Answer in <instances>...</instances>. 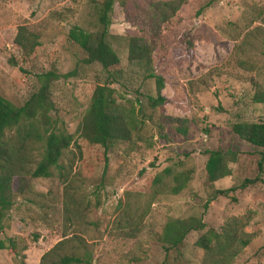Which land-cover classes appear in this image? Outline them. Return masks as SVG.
Wrapping results in <instances>:
<instances>
[{"label":"rangeland","instance_id":"374dc122","mask_svg":"<svg viewBox=\"0 0 264 264\" xmlns=\"http://www.w3.org/2000/svg\"><path fill=\"white\" fill-rule=\"evenodd\" d=\"M100 1L0 0V95L20 105L38 87L36 73L73 69L74 74L52 81L50 113L72 133L69 149L75 152L76 144L80 151L65 169L66 180L34 177L14 195L0 238L13 236L17 247L25 248L16 256L0 249V264H38L44 252L73 234L87 243L90 264H201L203 251L195 239L207 228L218 231L232 215L241 217L251 238L229 264H264V168L261 182L238 187L255 174L257 155L231 131L235 121L264 120V48L260 30H253L264 27V0H114L106 40L123 76L111 84L112 109L131 122L133 131L131 141L107 150L105 164L102 148L77 130L92 86L100 81L99 65L79 63L81 51L67 38L72 25L97 28ZM163 1L178 8L153 34V6ZM19 25L37 34L38 45L29 55L12 42ZM131 35L152 44V71L163 80L161 105L149 104L155 95L153 78L143 77L139 63L127 61L125 44ZM256 92L261 101L253 99ZM214 148L234 150L236 159L227 162L229 175L209 183L204 151ZM165 166L184 171L186 185L177 194L157 195L129 236L124 223H117V205L134 199L143 204L152 176ZM230 186L234 189L206 203L214 188ZM70 205L76 212L69 218ZM189 215L200 217L203 228L189 231L174 247L160 242L167 218Z\"/></svg>","mask_w":264,"mask_h":264},{"label":"trees","instance_id":"16d2710c","mask_svg":"<svg viewBox=\"0 0 264 264\" xmlns=\"http://www.w3.org/2000/svg\"><path fill=\"white\" fill-rule=\"evenodd\" d=\"M114 0H101L97 5L95 30H85L78 25H72L67 31L69 41L76 44L81 51L79 63L89 65L97 63L101 74L100 81L93 84L89 103L77 127L78 134L91 144L99 145L102 161H107V150L116 142L131 141L133 125L120 112L112 108L115 104V89L113 83H119L123 76L119 57L106 40L110 24L109 13ZM178 8L173 1L155 3L153 17L149 29L153 34L161 22L170 17ZM264 25V17L261 18ZM153 21V22H152ZM253 30H260V43L264 48V27L257 25ZM251 31L248 32L251 33ZM12 42L19 47L21 53L29 55L38 45L37 34L27 30L23 25L17 27ZM126 58L129 62L140 64L143 77L153 78L155 95L150 97L151 106L161 105L165 97L160 93L163 80L159 74H154L151 66L152 44L140 36L126 38ZM11 64H14L12 61ZM74 74V70L58 73L55 69H47L35 74L38 87L20 105H15L0 95V233L3 219L12 206L16 193L26 188L29 180L34 177L57 176L66 180L65 169H70L79 156L78 145L76 151L69 149L74 143L73 135L57 117L50 112L53 103L49 97L52 81L59 77ZM255 101H261L260 92L253 96ZM171 121H180L178 117H165ZM178 131L184 133V128L177 126ZM231 131L240 139L252 145L256 151L255 174L245 177L239 183L242 188L262 181L264 168V120L235 121L231 124ZM204 163L205 178L212 183L219 178L229 175L231 170L228 161H235L236 152L219 148L206 149ZM184 171L174 170L165 166L154 173L151 178L149 193L143 204L136 199L119 203L121 206L118 224H122L129 236L136 231V224L149 210L150 203L159 194H177L187 182ZM229 188H214L206 203L217 195H225ZM71 199H69L70 201ZM66 209V205H65ZM67 212L73 216L75 207L67 206ZM201 218L189 215L184 218H167L159 233V240L165 246L174 247L180 244L184 236L191 230L203 228ZM244 221L241 217L229 216L216 231L207 228L199 235L194 244L202 249L201 264H229L244 246L250 241V233L244 231ZM25 247H17L13 236L0 238V249H7L15 256ZM91 252L87 243L78 235L64 237L40 256L38 264H90Z\"/></svg>","mask_w":264,"mask_h":264}]
</instances>
